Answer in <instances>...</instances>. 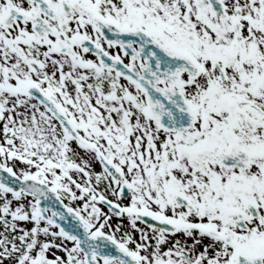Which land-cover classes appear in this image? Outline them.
Here are the masks:
<instances>
[{"label": "snow or ice", "instance_id": "obj_1", "mask_svg": "<svg viewBox=\"0 0 264 264\" xmlns=\"http://www.w3.org/2000/svg\"><path fill=\"white\" fill-rule=\"evenodd\" d=\"M0 264H264V0H0Z\"/></svg>", "mask_w": 264, "mask_h": 264}]
</instances>
